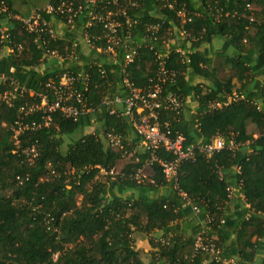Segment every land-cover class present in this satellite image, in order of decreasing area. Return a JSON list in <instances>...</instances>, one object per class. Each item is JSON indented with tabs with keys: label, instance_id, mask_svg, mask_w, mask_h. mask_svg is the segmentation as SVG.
<instances>
[{
	"label": "trees",
	"instance_id": "obj_1",
	"mask_svg": "<svg viewBox=\"0 0 264 264\" xmlns=\"http://www.w3.org/2000/svg\"><path fill=\"white\" fill-rule=\"evenodd\" d=\"M137 1L134 6L121 0L131 17L146 24L166 22L151 42L168 51L167 67L177 73L160 85L165 95L183 100L180 113L160 107V121L170 119L172 129L183 132L185 146L220 136L224 148L183 160L168 179L149 158L173 161L177 154L164 147L132 151L130 145L142 136L129 116L110 112L123 104L99 105L106 86L111 92L121 89L116 64L82 43L61 68L53 62L38 69L49 49L66 54L76 37L53 40L44 34L43 43L39 31L26 30L10 16L28 15V1L0 0V70L8 61L9 75L31 89L13 93L8 82L0 83V91H11L9 103L0 99V264H264V0H170L172 8L162 0ZM4 5L9 12L1 11ZM22 5L28 8L21 11ZM182 8L184 20L178 13ZM2 27H8L4 39ZM102 27L93 22L91 29ZM145 28L131 24L134 40H144ZM171 37L165 47L162 40ZM212 40L219 42L212 55L209 48L199 50ZM200 61L206 65L202 71L196 69ZM157 65L152 51L141 50L129 65L132 79L145 85ZM64 68L79 79L90 71L88 89L79 83V90L99 108L79 119L56 111L48 125L44 114L35 112L32 117L42 126L21 138L23 143L37 140L41 151L27 160L13 153L12 125L21 118V106L38 101L34 90ZM235 92L238 97L228 101ZM188 97L194 98L191 110ZM210 102L219 105L211 108ZM93 119L101 121V132L87 131ZM110 130L121 135L126 148L109 144ZM232 138L242 142L237 149L228 148ZM100 166L118 172L104 174ZM139 167L142 181L135 177ZM193 205L200 207L196 215ZM199 233L214 253L197 246ZM139 234L146 235L149 250L137 245Z\"/></svg>",
	"mask_w": 264,
	"mask_h": 264
},
{
	"label": "built area",
	"instance_id": "obj_2",
	"mask_svg": "<svg viewBox=\"0 0 264 264\" xmlns=\"http://www.w3.org/2000/svg\"><path fill=\"white\" fill-rule=\"evenodd\" d=\"M127 1L130 5L138 6L139 4L137 0ZM162 1L169 8L173 7L170 0ZM110 3L118 5V7H112ZM1 11L9 12L8 6H2ZM178 13L184 20L186 17L184 8L180 9ZM10 16L19 20L26 30L39 31L38 38L43 43L45 41L44 34H48L53 40H57L60 37L53 19H57L62 26H73L79 21L82 22L80 34L75 38L72 47L66 48V54L59 53L56 49H49L47 51V62H55V65L61 68L64 63L76 57V48L85 43L93 47L96 52L102 53L104 57H108L110 62L116 64L120 72L122 88L111 92L110 88L106 86L103 89L99 105H109L111 102L115 105L123 104L116 108L112 107L110 112L118 116H129L133 122L134 129L142 136L139 142L130 145L132 151L135 150L136 152L140 146H145L152 150L164 147L177 154V158L173 161L159 159L154 154L149 158L148 162L151 160L158 161L168 179L177 175L178 167L183 160H195L200 152L210 157L224 148L225 144L220 136L213 137L207 143L199 142L185 146L183 132L174 131L170 119L165 120L163 123L160 121L158 113L160 107L172 109L179 113L184 109L183 100L173 93L165 95L160 85L162 82L172 80L177 73L167 67L168 51H164L159 45L151 42L153 37L160 35L164 24H166L165 20L146 24L145 20L131 17L127 12V6L121 0H48L43 7L31 8L28 15L11 13ZM45 16H48L49 19H46ZM93 22L101 23L103 25L102 30L99 32L92 31ZM134 22L145 24L146 34L144 40H134L131 30V24ZM181 33L185 35L187 30L182 28ZM7 35L8 27H2L1 38L4 39ZM96 40L103 41L104 45H98ZM171 40H173L172 37L164 38L162 44L167 47ZM13 49L12 47L11 50ZM143 49H149L153 52L158 65L156 73L150 76L149 81L142 86L132 79L129 65L139 56ZM38 69H43V65L38 66ZM68 69L64 68L61 74H58L55 78H50L44 83L41 89L34 90V96L38 98V101L26 102L24 106L20 107L21 118H18L16 124L12 125L11 128L15 146L13 153L23 155L27 160H33L39 155L41 146L37 140L23 143L21 138V135L26 130L42 126V121H37L35 117H32L35 112H42L44 114V125H48L53 119V113L56 111H60L68 118L79 119L83 115L90 112L93 113L99 108V105H95L91 100L89 101L79 90V83L84 85L85 89H88L89 79L91 78L90 71L85 69L79 79ZM102 72L104 71L102 70ZM77 79L80 81L78 82ZM6 82L13 86V93L23 94L31 90L29 87L20 84L14 77L0 70V83ZM110 95H114V97L111 98ZM237 97L238 93L235 92V95L229 96L228 101ZM0 99L9 103L11 99L9 88L0 91ZM217 104L219 105V103L210 102L209 106L213 108ZM29 117H32L31 120H29ZM198 124L199 122L196 123V125ZM262 133L264 134V128ZM258 135L259 132L254 134L255 137ZM96 136L98 137V135ZM106 140L114 148H126L121 135L115 130H110L106 133ZM249 142L250 140L245 141V143ZM241 144V141L232 138L228 148L237 149ZM125 150L128 153V149ZM95 166H99V164H95ZM115 169L116 167L107 169V167L100 166V172L104 174H116ZM141 169L139 167L135 173L138 181L143 180L140 176ZM193 210L196 215L200 210L199 205H193ZM205 240L206 237L199 233L197 235V246L214 253L215 250L209 239L206 244H204Z\"/></svg>",
	"mask_w": 264,
	"mask_h": 264
},
{
	"label": "crops",
	"instance_id": "obj_3",
	"mask_svg": "<svg viewBox=\"0 0 264 264\" xmlns=\"http://www.w3.org/2000/svg\"><path fill=\"white\" fill-rule=\"evenodd\" d=\"M48 0H46L45 2H43V3H39V4H35L36 6H33V5H30V4H28V6H29V9H27L28 7H26L25 5H22L21 6V11H25L26 9H27V11L29 10L30 11V9L31 8H33V7H38V6H40V5H43V4H45L46 2H47ZM25 6V7H24ZM29 13V12H28ZM54 20V23H55V25L57 26V28H58V34H59V36H63V37H67V38H75V37H78L79 36V34H80V31H81V28H82V22L81 21H79L77 24H75V25H73V26H68V25H65V26H62L61 24H60V22L57 20V19H53ZM218 44H219V42H218V40H214V42H213V40H212V42L210 43V44H203L200 48H199V50L200 51H205V49L207 48H209V53H211V48H216L217 46H218ZM3 54H5V53H3ZM211 55H212V53H211ZM210 55V56H211ZM106 59H108V57H105ZM42 65H43V68L44 67H49L50 65H52L51 63H49V62H47V60L46 61H43L42 63H41ZM40 64V65H41ZM10 65V64H9ZM39 65V66H40ZM110 67V66H109ZM205 67H206V65H204L203 64V62L202 61H200L199 62V65H197L196 64V69L198 70V71H202L203 69H205ZM42 70V69H41ZM10 72V71H9ZM13 72V71H12ZM199 73H196L195 74V77H197V75H198ZM120 86H121V84H119ZM191 87V85L189 86V88ZM122 88V87H121ZM192 100V101H191ZM193 100H194V98H189L188 97V100H186V102L188 101V104H187V107H188V109L187 110H191L192 108V106H193ZM116 170V173L118 172V170H117V168L115 169ZM138 191L140 192V194H142L143 192L141 191V189H138ZM189 203V202H188ZM229 223L231 224L232 223V221L231 220H229ZM224 231L227 233L228 232V230L225 228L224 229ZM137 245L138 246H141V247H143L146 251L147 250H149L150 249V245H149V243H148V240H147V237H146V235H144V234H139L138 236H137ZM148 264H152V263H150V262H148Z\"/></svg>",
	"mask_w": 264,
	"mask_h": 264
},
{
	"label": "rangeland",
	"instance_id": "obj_4",
	"mask_svg": "<svg viewBox=\"0 0 264 264\" xmlns=\"http://www.w3.org/2000/svg\"><path fill=\"white\" fill-rule=\"evenodd\" d=\"M27 1H28V3H29L30 5L36 6L35 4L43 3V2H45L46 0H27ZM47 2H48V1H47ZM47 2H46L45 4H43V5H40L39 7H43V6H45V5L47 4ZM1 50H2V49H0V52H2ZM6 62H7V63L5 64L6 70H4L3 72L9 74V62H8V61H6ZM0 102H1V100H0ZM93 123H94V124L87 126V131H91V130L96 129V131L98 130L99 132H101V131H100V129H101V121H100L99 119H96V120L93 119ZM65 139L68 140V135H65ZM125 158H127V157H125ZM124 194L127 195L128 193L126 192V193H124ZM79 198H80V196H79Z\"/></svg>",
	"mask_w": 264,
	"mask_h": 264
}]
</instances>
